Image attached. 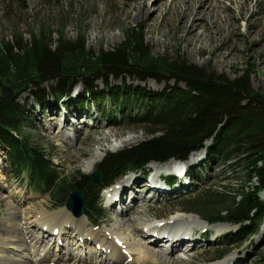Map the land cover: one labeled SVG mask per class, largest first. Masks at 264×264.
Here are the masks:
<instances>
[{
  "label": "trees",
  "instance_id": "obj_1",
  "mask_svg": "<svg viewBox=\"0 0 264 264\" xmlns=\"http://www.w3.org/2000/svg\"><path fill=\"white\" fill-rule=\"evenodd\" d=\"M27 1L0 0V13ZM36 1L47 6L53 0ZM63 24L61 20L54 33L34 20L29 41L17 32L14 40L0 39V147L13 176L22 179L25 173V180L36 179L39 187L34 190L48 195L54 204L64 205L68 195L79 190L84 195L83 213L96 220L102 211L97 200L100 188L135 172L128 168L144 174L147 163L186 158L210 141L206 162L216 167L218 183L198 186L168 207L195 213L209 223L237 225L235 237L249 233L253 226L256 232L257 220L264 218V198L258 196L264 189V93L250 87V74L230 81L178 53L153 56L140 25L125 27L123 41L94 53L86 48L80 30L73 39L67 38ZM103 76L153 79L166 85L161 91L136 90L125 82L109 86L102 80L103 91L98 92L91 84ZM78 82L84 98L99 95V105L103 100L117 103L124 124L141 125L147 137L143 143L107 153L95 169L101 177L97 183L79 171L60 172L48 159L47 147L29 134L33 127L27 117L28 102L40 105L48 98L58 102L66 97L74 104L76 97L70 94ZM106 116L117 118L111 112ZM230 159L234 161L225 173L233 175L222 178L221 163Z\"/></svg>",
  "mask_w": 264,
  "mask_h": 264
},
{
  "label": "rangeland",
  "instance_id": "obj_2",
  "mask_svg": "<svg viewBox=\"0 0 264 264\" xmlns=\"http://www.w3.org/2000/svg\"><path fill=\"white\" fill-rule=\"evenodd\" d=\"M34 2L35 0H28L23 6L7 9L5 14L0 13V39L14 40L17 32L23 34L24 40L29 41V32L35 27L34 20L38 22V26L42 23L47 24L54 33L62 26H59L62 20L64 21L62 30L67 38L73 39L80 30L86 39V48L97 53L100 47L109 49L123 41L125 27L140 25L145 34L144 41L153 56L173 57L175 53H178L177 56H184L189 63L210 68L230 81L248 72L250 87L264 93V0H56V3L53 0L47 3V6H40L37 1ZM151 11L154 12L153 15H149ZM51 43L53 44V38ZM102 80L108 81L109 86H117L125 82L126 86L135 89L144 87L151 91H161L166 85L157 83L153 79L141 82L131 78L122 80L103 76L101 80H93L91 84L98 92L102 88ZM73 86L72 98L77 90L80 91L74 104L68 102L66 97L58 102L48 98L40 105H34L32 101L28 102L27 117L33 127V131L29 134H32L31 138L40 146L47 147L48 159L59 167L60 172L71 174L79 171L83 175H90L107 153L143 143L147 139L141 125L126 126L124 124L120 118L123 112L117 103L108 104L106 100H103L99 105L97 103L99 95L95 99L84 98L81 84L78 82ZM25 96V93L22 94L19 100L22 101ZM108 112L117 118L112 119L106 116ZM63 124L66 126L61 129ZM206 146L203 144L199 150L191 152L187 159L189 162L185 163V165L188 164L191 174L190 176L188 172L190 177L186 181L188 186L177 183L175 188H169L161 182V175H159L158 181L166 187L164 192L147 193L145 190L149 189L143 190L145 195L140 197L138 205L128 215L130 219L136 221L134 225L138 227L137 236L131 234L128 242L136 246L141 239L138 235L144 237L143 232L147 228H142L143 230L140 231L137 224L140 221L147 224H162L165 221L183 222L184 225L178 230L164 231L166 235L179 233L181 234L179 239H182L184 229L191 225L189 223L197 220L199 224L197 231L185 239L186 242L189 241V245L183 242V246L181 245L173 252L176 258L179 255L184 256L185 259L181 264H223L228 258V264H264V218L257 220L256 232V226H253L249 233L235 237L234 233L238 227L234 225L208 224L194 213L184 212L178 207L174 209L168 207L169 204L191 195L198 186L218 183L219 179L214 169L216 167L205 162V152L202 149ZM102 147L106 149L101 156L94 153L95 151L92 152L93 149L97 151ZM92 156L97 157L98 160L94 163V168H89ZM233 161L230 159L221 163L222 178L233 175L225 173L230 169L228 166ZM155 165L163 164H150L147 170H151V167ZM138 175L142 177V173L137 175L130 173L125 174L126 177L123 176L120 180L140 179ZM197 175L199 177H196ZM28 182L33 189L26 185L25 173L22 179L13 176L7 163L5 150L0 147V233L10 231L7 230L8 225L4 223V218L10 213L8 204L16 205L27 216H32L33 212L30 209L34 211L36 207H44V215H52L65 208V206L53 204L47 195L35 191L34 189L39 187L36 179H29ZM152 182L154 183V180ZM123 183H120V188ZM112 194L115 196L114 193ZM102 196L104 197L101 193L98 197L102 206L101 214L96 217V220L93 219L95 225L91 224V227L97 231L107 232L113 227V222H110L108 217H115L117 213L114 209H108ZM258 196L264 198V189ZM128 199L129 197L120 205L116 204L119 203L118 197L114 199L115 209L126 211V207L130 206L127 204ZM131 207L128 208L127 213H123L125 216L130 212ZM18 212L16 217L19 216ZM187 218H191L192 221H186ZM27 221L26 219L19 221V227H26ZM88 222L91 223L89 220ZM129 228L128 223L125 222L116 233L127 234ZM150 229L158 228L153 226ZM204 229L206 230L203 231ZM91 231L94 232L92 229ZM0 236L5 235L0 234ZM49 238L50 236L46 242H49ZM141 241L142 244L146 243L144 240ZM197 241L198 243L195 244ZM153 245H155L152 246L154 249L167 246L164 240ZM40 250L41 247L32 256L36 258L41 253ZM235 254L237 257L230 260L235 257ZM38 258L43 259V256ZM144 264L171 263L149 260Z\"/></svg>",
  "mask_w": 264,
  "mask_h": 264
},
{
  "label": "bare ground",
  "instance_id": "obj_3",
  "mask_svg": "<svg viewBox=\"0 0 264 264\" xmlns=\"http://www.w3.org/2000/svg\"><path fill=\"white\" fill-rule=\"evenodd\" d=\"M153 13L154 12L151 11L149 15H153ZM65 126L66 125L63 124L61 129L65 128ZM61 138L65 140L63 136H61ZM105 149V147L99 148L97 151L93 149L92 152L95 151L94 153L101 156ZM97 160V157L94 158L92 156L89 168H92ZM188 162L189 160H170L166 163H162L163 165L161 166L155 165L151 167V170H147V168L146 173H142L141 178L138 175L140 179L123 178V181H121L120 179L125 176L124 174L115 180V183L104 192L103 197V202L108 209H114V212L117 213L115 217H108V220L113 222V227L112 229H108L107 232L95 230L91 227V223L88 222L89 219L84 214L79 217L75 216L73 212L66 207H63L58 213L55 212L52 215H44V207H36L34 211L33 209H30L33 212L32 216H27L21 212L16 205L6 204L10 213L4 218V223L5 225H8L7 230L10 231L0 233L1 235H5L0 236V264H131L133 262L144 264L149 260L171 264L183 263L185 259L184 256L179 255V257L176 258L173 256V252L178 250V247L181 245L183 246V242L189 245V241L186 242L185 239L188 238L187 236L197 231L196 228L199 226L197 220L189 223L195 227L189 225L184 229L185 233L182 234V239H179L181 234L170 233L169 235H166L164 231H169V229L178 230L184 225L183 222L165 221L162 224H147L143 221L139 222L136 218L137 222H139L137 224L140 227V231L143 230L142 228L147 229L143 232L145 238L138 235L141 239L136 243V246H134L128 242V239H130L131 234L137 236L136 229H138V227H135L134 222L136 221L130 219L128 215H130L136 205H138L137 203L139 202L140 197L145 195V191L147 193L152 191L153 193H162L165 191L166 187L157 179L159 175L170 172L177 182L180 180L182 181L184 174L188 170V164L185 165V163ZM179 166L183 167L180 169L178 168ZM130 173L137 175L141 172H128L127 174ZM153 180L154 183L152 182ZM160 180L162 183L166 184L162 180V177H160ZM121 182L124 183L120 188ZM183 184L188 186L187 182H184ZM166 185L169 188H172V186L168 184ZM144 189L149 190L143 191ZM112 193H114L115 196H113ZM117 197L119 200L117 202L119 203L116 204L119 205L129 197L127 204L130 206H125L127 210L134 205L126 216L123 213H127V210L115 209L116 205L114 206V204L116 201H114V199ZM17 212L19 213L18 217H16ZM117 217L119 218L116 219ZM22 219L28 220V225L24 228L19 227V221H22ZM189 220H191V218L186 219V221ZM125 222H127L130 227L127 229L128 233H116V231L120 229V226ZM149 226H157L158 229H150L151 227L148 229ZM91 229L96 233L92 232ZM49 236L50 240L49 242H46ZM141 240L146 241V243L143 242L142 244ZM161 240H164L167 246L154 249L152 246L155 245L153 244H157ZM50 242H52V244H50ZM91 242L92 244H90ZM196 243H198V241L195 242V244ZM39 247H41V253L35 258L32 255L36 253L35 251H37ZM236 255L237 254H235V257H232L230 260L235 259L237 257ZM39 256H43V259L38 258ZM130 257L132 258L130 259ZM129 259L130 262H128ZM228 259H226L223 264H228Z\"/></svg>",
  "mask_w": 264,
  "mask_h": 264
},
{
  "label": "water",
  "instance_id": "obj_4",
  "mask_svg": "<svg viewBox=\"0 0 264 264\" xmlns=\"http://www.w3.org/2000/svg\"><path fill=\"white\" fill-rule=\"evenodd\" d=\"M91 178L94 182L100 181V175L94 171L91 174ZM66 207L74 212L76 216H80L83 209V195L79 191H74L69 194L65 203Z\"/></svg>",
  "mask_w": 264,
  "mask_h": 264
}]
</instances>
